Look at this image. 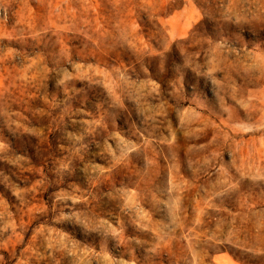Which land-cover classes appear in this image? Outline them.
Instances as JSON below:
<instances>
[{
    "label": "rangeland",
    "instance_id": "obj_1",
    "mask_svg": "<svg viewBox=\"0 0 264 264\" xmlns=\"http://www.w3.org/2000/svg\"><path fill=\"white\" fill-rule=\"evenodd\" d=\"M0 264H264V0H0Z\"/></svg>",
    "mask_w": 264,
    "mask_h": 264
}]
</instances>
